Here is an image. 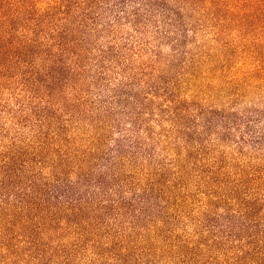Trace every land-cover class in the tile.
I'll use <instances>...</instances> for the list:
<instances>
[{"label":"trees","instance_id":"obj_1","mask_svg":"<svg viewBox=\"0 0 264 264\" xmlns=\"http://www.w3.org/2000/svg\"><path fill=\"white\" fill-rule=\"evenodd\" d=\"M205 3L215 10L209 32L233 33L225 46L247 65L237 71L243 83L264 80V0ZM131 4L142 8L129 12ZM158 10L186 44L189 32L170 18L181 16L158 0H0V264H264V107L234 108L245 98L235 79L226 81L230 107L204 110L174 97L178 71L165 110L175 136L162 128L143 138L136 121L128 125L107 163L141 158L134 168L148 171L142 184L114 169L106 179L95 162L101 141L78 145V134H67L69 123L95 111L84 81L105 75L111 47L97 61L99 77L87 69L102 19L114 14L108 30L123 20L138 27L136 19ZM122 94L132 96L115 97ZM118 111L106 109L105 120ZM125 126L114 119L118 132ZM150 138L189 145L169 153L167 144L174 159L153 170Z\"/></svg>","mask_w":264,"mask_h":264},{"label":"rangeland","instance_id":"obj_2","mask_svg":"<svg viewBox=\"0 0 264 264\" xmlns=\"http://www.w3.org/2000/svg\"><path fill=\"white\" fill-rule=\"evenodd\" d=\"M158 1L181 16V19H178L176 14L171 13L170 18L173 22L175 21L177 29H186L189 32L186 44L183 42L180 44L176 31L173 33V28H168L165 25V18L161 15V10L156 12L153 19L146 20L145 17L136 19L135 23H138V27L135 26L137 24L132 25L131 22L123 20L122 27H114L115 24H113L108 30L105 27L106 23L115 22L114 14L109 13L110 15L103 18L98 25L99 30L94 31L95 35L92 40L95 39V45L91 50L92 56L87 62L88 76L96 74L99 77L97 61L102 55V51L107 52L111 47L109 58H106L105 75L102 79L100 78L89 85L86 77L84 92L87 93L86 99L93 102L95 111L86 115L81 114L79 119L69 123L67 134L71 136L78 134V145L83 142L91 143L93 139L101 141V151L96 152L98 159L95 162L98 163L96 166L98 171L106 175V179L112 176L113 169L116 173L132 172L137 177L135 181L141 178V181H138L140 184L144 182V177H148V171L144 168H134V165L139 164L141 158L132 162L130 166L125 158L116 160L113 161V167H110L111 164L107 163V159L111 160L119 139L130 129L128 125L133 127L134 121H136L137 129L143 138L150 135L146 129H151L155 135H159L157 132L164 128L166 131L170 130L168 135L175 136V133H171L173 127L165 120L170 115L165 110L168 105L166 90L170 88L168 81L173 79L178 71L183 74L181 77L176 76L177 78L174 80L178 82V89L175 91L174 97H184L188 101L193 98L201 103L204 110L211 105L213 107H230L228 104L232 97V88L228 87L226 81L234 79L241 84V91L245 94V98L234 108H243L253 105V103L264 107V80H254L251 85L243 83L244 76H239L237 71L238 69L244 71L247 69V65L244 66L243 60L239 59L234 48L229 45L225 46L228 41L230 43L233 41L231 30L222 33L217 38L209 32L208 25L215 10H205V0L200 2H196V0ZM158 4H155L154 7H157ZM133 6L141 7L131 4L127 11L130 12ZM155 25L159 27L157 28ZM166 30L169 36H166ZM174 37H177L175 40L177 46L174 45ZM90 46L92 47V45ZM231 53L234 54V58L226 65V60L231 57ZM185 62L188 66L182 68ZM120 91L131 93L132 96L122 94L120 98H116L115 96ZM106 109L119 111L116 113L117 116L105 120ZM92 117L95 118V121H92ZM116 117L121 118V121L126 125L122 132H118V129L112 127ZM205 119L204 116L197 119L198 130H202ZM163 133L166 135V132ZM161 139L154 141L153 138H150L146 141L153 148L156 146L154 148L156 154L151 159L153 170L157 169L158 162L165 161L171 164L170 160L174 159L167 154L169 151L166 147L167 144L170 147L169 153H183L185 151L183 147L189 145L185 141H174L176 145L174 146L171 141L163 140L161 142ZM192 141L195 142L196 138H192ZM169 167L170 173L176 171L171 165ZM191 172L194 174L193 171ZM136 188L139 189V185Z\"/></svg>","mask_w":264,"mask_h":264}]
</instances>
